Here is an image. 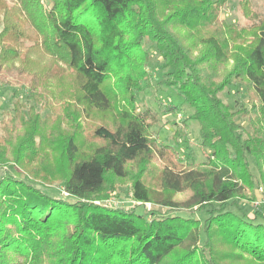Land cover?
<instances>
[{"label":"trees","instance_id":"trees-1","mask_svg":"<svg viewBox=\"0 0 264 264\" xmlns=\"http://www.w3.org/2000/svg\"><path fill=\"white\" fill-rule=\"evenodd\" d=\"M18 2L0 0V62H19L44 106L57 80L73 88L59 91L66 110L42 118L18 101L2 123L0 264H219L213 237L264 263V215L232 209L258 198L252 158L264 184V14L248 0L241 26L224 21L228 0ZM149 43L169 70L162 84L194 109L203 162L158 146V113L139 101L152 78ZM237 84L250 108L221 99ZM65 119L94 125L66 135ZM155 166L163 199L144 177ZM56 177L66 197L42 190ZM124 183L138 205L106 203ZM181 192L186 200L174 201Z\"/></svg>","mask_w":264,"mask_h":264},{"label":"rangeland","instance_id":"rangeland-1","mask_svg":"<svg viewBox=\"0 0 264 264\" xmlns=\"http://www.w3.org/2000/svg\"><path fill=\"white\" fill-rule=\"evenodd\" d=\"M243 1L245 0H228L222 9V17L228 24L244 25L247 23V17L243 11ZM3 4L8 7H18V0H2ZM251 8L260 14H264V0H248ZM26 20V19H24ZM23 20V21H24ZM26 23V22H25ZM0 26V31L2 30ZM29 34H34L32 30L28 31ZM34 36V35H33ZM145 49L150 53V64L149 71L152 75L151 81L143 84V91L139 95L140 103H144L154 111H156L158 122L157 127L154 129V136L158 140V146L164 147L171 145L175 147L180 153V161L183 164L187 162H203L205 156L200 148L199 132L200 128L198 123L192 119L194 109L187 103H184L183 99L177 94L176 90L168 89L162 84V81L166 78V73L169 71L164 66L163 61L159 58L156 46L152 43L146 44ZM1 52V47H0ZM25 51L22 54L24 57ZM59 65L64 66L61 62ZM66 86H63L58 80L51 85V91L56 92L57 99L50 102L51 105H43V103L35 101V99L29 97L28 81L26 74L22 75L21 67L19 62H0V136L2 135L1 127L2 123L13 113V107L15 104L22 102L26 107H34L37 112L40 113L42 118L49 115L53 116L57 111L66 110L64 106L69 101V98L62 99V95L71 93V79L66 77ZM63 89L64 93L60 94L59 91ZM221 99L230 104L234 110H239L243 106L250 108L249 97L245 86L237 84L227 88L223 93L220 94ZM52 99V98H51ZM50 99V100H51ZM64 100V102L62 101ZM67 100V101H66ZM53 102V103H52ZM71 111L75 109L74 101H71ZM144 104H140L141 106ZM142 108V107H141ZM176 108V111L169 110ZM53 110V113H52ZM94 123L92 120H81L80 126H74L73 122L62 121V129L66 135L73 134L77 129H82L83 132L89 133L91 126ZM245 123V121H242ZM247 130L249 126L245 124ZM54 157V156H53ZM160 164V162H157ZM158 165V164H157ZM252 172L257 179L256 187L250 193H256L258 198L254 201H242L240 202L241 209L232 208L239 214H246L249 218H256L257 221H262L260 214L264 215V195L260 188H264V184L260 182L259 174L255 168L254 159H251ZM161 167L155 166L145 174L146 182L154 189L155 196L157 198H165L166 193L161 191L160 187L156 185L158 178V172ZM134 169V167H133ZM10 172H15L13 169H9ZM18 177H21L18 175ZM58 177H56L55 181ZM46 187H41L42 190L49 193L53 197H66V193L63 191V187L58 182H46ZM255 195V194H254ZM249 196H252L249 194ZM255 197V196H254ZM187 198V193L181 192L174 195V201L183 202ZM99 204V201H96ZM110 205L131 208L138 205L132 200L130 184L124 183L116 188L115 192H112L110 200L106 202ZM142 206V205H141ZM147 211L152 208V204L146 203L143 205ZM196 208H193L195 210ZM140 209L139 211H141ZM167 211V209H166ZM259 213V215L256 214ZM178 215L183 217H190L191 213L187 210L176 211ZM261 214V215H262ZM258 217V218H257ZM205 237L203 236L202 244L204 243ZM212 250L216 256V261L219 264H264L257 262L245 253L235 249L231 245L226 243H220L217 238L212 239Z\"/></svg>","mask_w":264,"mask_h":264},{"label":"built area","instance_id":"built-area-1","mask_svg":"<svg viewBox=\"0 0 264 264\" xmlns=\"http://www.w3.org/2000/svg\"><path fill=\"white\" fill-rule=\"evenodd\" d=\"M262 194L264 195V188H260Z\"/></svg>","mask_w":264,"mask_h":264}]
</instances>
